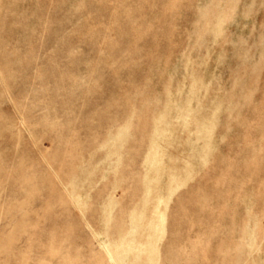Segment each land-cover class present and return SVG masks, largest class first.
<instances>
[{
	"label": "rangeland",
	"instance_id": "rangeland-1",
	"mask_svg": "<svg viewBox=\"0 0 264 264\" xmlns=\"http://www.w3.org/2000/svg\"><path fill=\"white\" fill-rule=\"evenodd\" d=\"M0 264H264V0H0Z\"/></svg>",
	"mask_w": 264,
	"mask_h": 264
}]
</instances>
